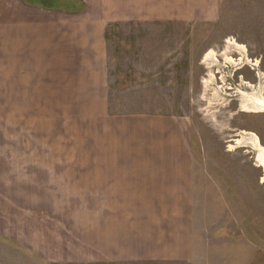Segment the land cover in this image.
Masks as SVG:
<instances>
[{
	"label": "rangeland",
	"instance_id": "rangeland-1",
	"mask_svg": "<svg viewBox=\"0 0 264 264\" xmlns=\"http://www.w3.org/2000/svg\"><path fill=\"white\" fill-rule=\"evenodd\" d=\"M26 1L0 0V264H264V111L244 107L264 100V0H217L195 21L101 18L104 71L83 87L59 57L100 0ZM160 119L181 125L193 174L191 255H101L84 169L161 152L145 140Z\"/></svg>",
	"mask_w": 264,
	"mask_h": 264
},
{
	"label": "crops",
	"instance_id": "crops-1",
	"mask_svg": "<svg viewBox=\"0 0 264 264\" xmlns=\"http://www.w3.org/2000/svg\"><path fill=\"white\" fill-rule=\"evenodd\" d=\"M94 5L95 11H87L92 16L84 18L86 27L80 30L78 51L59 57L69 59L67 71L79 87L88 84L86 80H98L104 71L101 18L103 23L106 18L195 21L202 15H215L217 0H100ZM56 46L61 50V45ZM145 129V140L159 139L161 152L129 154L124 160H128V166L124 161L120 164V157L112 152L104 158L107 166L84 169L86 175L96 176L91 185L96 189L99 207L97 248L101 255L113 258L184 260L191 255L193 244V174L186 167L184 143L179 141L181 125L172 119H160L151 121Z\"/></svg>",
	"mask_w": 264,
	"mask_h": 264
},
{
	"label": "bare ground",
	"instance_id": "bare-ground-1",
	"mask_svg": "<svg viewBox=\"0 0 264 264\" xmlns=\"http://www.w3.org/2000/svg\"><path fill=\"white\" fill-rule=\"evenodd\" d=\"M209 56V55H208ZM211 56V55H210ZM254 100H252L248 105H244V107H248L250 109H255V110H262L264 111V100H260L259 98H257L256 96H253ZM239 144V142H238ZM242 144V143H240ZM243 144H252V141H247V142H243ZM257 144V143H255ZM256 148H258L259 146L254 145ZM259 153H258V159L259 161L262 163V166L264 168V149H261L259 147L258 149Z\"/></svg>",
	"mask_w": 264,
	"mask_h": 264
},
{
	"label": "trees",
	"instance_id": "trees-1",
	"mask_svg": "<svg viewBox=\"0 0 264 264\" xmlns=\"http://www.w3.org/2000/svg\"><path fill=\"white\" fill-rule=\"evenodd\" d=\"M56 2H53V0H50V1H45V0H27L26 1V4H29V5H35V6H39L43 9H46V10H51V9H59L60 5L57 3L55 4ZM73 11H77V10H73Z\"/></svg>",
	"mask_w": 264,
	"mask_h": 264
},
{
	"label": "flooded vegetation",
	"instance_id": "flooded-vegetation-1",
	"mask_svg": "<svg viewBox=\"0 0 264 264\" xmlns=\"http://www.w3.org/2000/svg\"><path fill=\"white\" fill-rule=\"evenodd\" d=\"M237 137V136H236Z\"/></svg>",
	"mask_w": 264,
	"mask_h": 264
}]
</instances>
